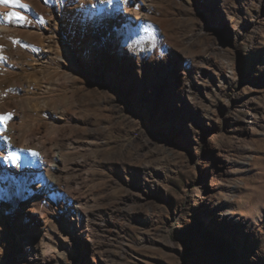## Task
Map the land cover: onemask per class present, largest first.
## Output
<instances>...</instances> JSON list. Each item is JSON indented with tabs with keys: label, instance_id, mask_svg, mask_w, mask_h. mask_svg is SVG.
I'll return each mask as SVG.
<instances>
[{
	"label": "rangeland",
	"instance_id": "obj_1",
	"mask_svg": "<svg viewBox=\"0 0 264 264\" xmlns=\"http://www.w3.org/2000/svg\"><path fill=\"white\" fill-rule=\"evenodd\" d=\"M0 106V264H264V0H0Z\"/></svg>",
	"mask_w": 264,
	"mask_h": 264
},
{
	"label": "bare ground",
	"instance_id": "obj_2",
	"mask_svg": "<svg viewBox=\"0 0 264 264\" xmlns=\"http://www.w3.org/2000/svg\"><path fill=\"white\" fill-rule=\"evenodd\" d=\"M69 55H74V49H72V48L70 49ZM60 59H61V57H60ZM59 94H62V93H59ZM58 103L60 105H62L61 99H58ZM48 105L49 104L47 102H43L39 105V107L38 106L37 107L40 109V112L42 111L43 113H47V108H48L47 106ZM36 110H37V108L35 109V107L31 106V104L26 103V102H23L20 106V111L22 114H28V115L31 114L32 115V114H34L33 112H36ZM2 111L3 110L0 106V113H2ZM20 111H18L17 114L20 115V113H19ZM60 118H62V117H60ZM1 121L2 120H1V115H0V124H1ZM38 121L39 120L37 119V122ZM37 122L33 123L32 126H27V128H25V126H22V125L19 126L16 124V122H13L8 127V133H9V135H11L13 137H16L17 135H19L24 142L23 144L27 147L32 146L33 143H37L38 146L45 149V152L47 153L46 157L48 158V157L52 156L51 155L52 153L50 151L51 149L48 147V145L46 143H44L47 140V138H45L46 135L44 137L39 136L38 130H39L40 126H42V125H40ZM61 128H62V126H61ZM21 139H19V140H21ZM43 140H44V142H43ZM65 150H66V148L64 146H60L57 149V151H55L56 156H54V159H55V163L57 165L63 163V161H64L63 155H64ZM4 157H5L4 154L0 151V174L3 175L4 177H7L8 170L15 168L17 165V162L14 159H10V160H7L6 164H3L2 161L4 160ZM33 173H34L33 177H36V172H33ZM18 178H20V176H18ZM37 188L39 189L40 185H38ZM39 192H40V196H43V197L45 196V192L43 190H41V191L39 190ZM43 202H44L45 208L40 211L41 213L36 211L35 208H33L32 210H29V212L27 213L29 215L30 219L36 221L39 224L41 223L42 225H45L47 223L46 218L50 214L54 213L58 209L65 210L69 206L68 203H66L62 199H60L58 202H54L51 198L47 197L46 199L43 198ZM69 207L71 210L74 208L76 213L71 214L68 217L64 218L65 226L68 228L71 227V229L73 230V233H75V228H78V230H80L81 228H83L85 226L83 225V223L79 217L81 215V210L78 207H71V206H69ZM225 212H226V210H225ZM224 214H226V213H224ZM221 221L223 222V224H226V225L232 227L233 229H236L237 231H241V232L246 231V233H248V231L251 228L250 225L245 226L244 224H240L239 221H236V219L231 214L221 217ZM246 233L243 237L244 239L242 240V246L245 244ZM233 243L237 244V241L235 240V241H233ZM16 244L17 245L20 244L19 240L16 242ZM21 244L24 245L25 252L28 254V253H30V250L35 246L36 240L34 238H23V240L21 241ZM37 259H38L37 255H35V254H31L29 260H27L26 255L25 256L24 255H18L16 260H13L11 264H40Z\"/></svg>",
	"mask_w": 264,
	"mask_h": 264
}]
</instances>
